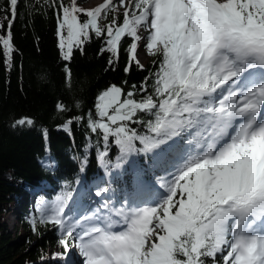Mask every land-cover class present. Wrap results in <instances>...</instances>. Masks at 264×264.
Here are the masks:
<instances>
[{"label":"snow or ice","instance_id":"obj_1","mask_svg":"<svg viewBox=\"0 0 264 264\" xmlns=\"http://www.w3.org/2000/svg\"><path fill=\"white\" fill-rule=\"evenodd\" d=\"M45 2L60 10L66 61L94 34L110 63L131 38L125 71L133 62L143 68L135 54L140 29L147 32V50L161 57L157 71L133 90L103 91L87 123L103 142L98 159L106 173L112 145L121 154L114 168L140 153L167 167L152 203L105 201L69 218V192L40 222L58 226L59 243L78 248L82 264H264V0H104L89 10L77 0ZM18 3L0 9L10 17L0 35L9 61ZM25 124L31 119L13 126Z\"/></svg>","mask_w":264,"mask_h":264},{"label":"trees","instance_id":"obj_2","mask_svg":"<svg viewBox=\"0 0 264 264\" xmlns=\"http://www.w3.org/2000/svg\"><path fill=\"white\" fill-rule=\"evenodd\" d=\"M8 2L0 0V9ZM77 7L89 10L79 3ZM17 12L11 29L14 51L10 61L0 44V264H73L63 257L79 249L63 247L59 243L62 230L50 221L40 222L50 214L57 197L72 194L71 218L77 212L91 214L105 201L120 207L127 198L131 204L144 206L161 191L158 181L166 177L167 166L154 167L143 153L126 157L127 163L114 168L121 154L112 145L106 173L98 159L103 142L87 123L89 116H95L99 94L112 85L125 91L141 86L157 71L161 57L150 54L142 64L138 47L147 41H139L135 55L143 68L133 62L125 71L131 38L122 40L119 59L110 63L112 54L102 51L104 39L92 34L66 61L57 35L60 10L48 7L45 0H19ZM9 18L0 11V23L5 25L0 35H6ZM80 18L86 19L84 13ZM148 84L150 87L151 79ZM58 105L65 107L61 110ZM21 118L31 119L32 124L14 127ZM100 188L109 192L97 196ZM9 216L21 227L15 226L14 236ZM56 245L61 252H55Z\"/></svg>","mask_w":264,"mask_h":264},{"label":"rangeland","instance_id":"obj_3","mask_svg":"<svg viewBox=\"0 0 264 264\" xmlns=\"http://www.w3.org/2000/svg\"><path fill=\"white\" fill-rule=\"evenodd\" d=\"M77 3L83 5L85 8L92 9V8L97 7L100 4L104 3V0H77ZM145 32L146 31L144 30V28L140 29V35L142 37V39H141L142 42L146 41V39H144ZM137 54H138V59L140 60V62L145 65L148 62L149 55H150L149 51L146 48V45L139 46ZM160 182L158 181V183H160ZM9 220H10L9 227L11 229L10 231H11L12 235L14 236L16 234L15 233L16 232L15 226L19 227V229L21 227L19 225V222H17L14 217H10L9 216L8 217V221ZM54 250L57 253L61 252V248L59 246H57V245L55 246ZM70 255L66 256V258L63 257V259H70V258L72 259V258H74V261H77V262H74V264H82L83 257L81 255H78L77 252L73 253L71 256ZM75 258H77L78 260H76Z\"/></svg>","mask_w":264,"mask_h":264}]
</instances>
